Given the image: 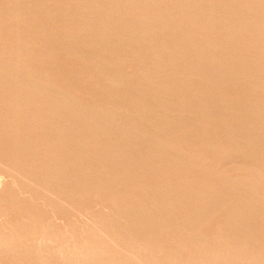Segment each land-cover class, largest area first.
I'll use <instances>...</instances> for the list:
<instances>
[{"label":"bare ground","instance_id":"bare-ground-1","mask_svg":"<svg viewBox=\"0 0 264 264\" xmlns=\"http://www.w3.org/2000/svg\"><path fill=\"white\" fill-rule=\"evenodd\" d=\"M0 180V264H264V0H0Z\"/></svg>","mask_w":264,"mask_h":264},{"label":"rangeland","instance_id":"rangeland-1","mask_svg":"<svg viewBox=\"0 0 264 264\" xmlns=\"http://www.w3.org/2000/svg\"><path fill=\"white\" fill-rule=\"evenodd\" d=\"M236 159H237V158H235V159H233V160H231V159L228 160V159H227L228 161H227V160H226V161H227L228 163L232 161L231 163H233V161L235 160L236 162H234V163H236V164H231V163H230V164H231L232 166H235V167H236V170H237V169L240 168V167H239V164H240V166H241V163H243V158H242V159L240 158L241 161H240L239 159H238L239 161L236 160ZM250 160H251V159H250ZM245 161H246V160L244 159V164H243V165H245V167H246V163H247V165L250 166L252 160H251V162H249V159L247 160L248 162H247V161L245 162ZM227 162H226V164H224V163L222 162L223 165H220V164H219V165L221 166V168H219V170L224 168L223 170H221V172H223V171L225 170V173L232 175L231 173H233V171L231 172V170H234L235 167H234V169H233V167H232L230 164H228ZM240 162H241V163H240ZM249 163H250V164H249ZM252 163H253V162H252ZM237 164H238V166H236ZM219 165H218V167H219ZM224 165H226V166H224ZM243 165H242V166H243ZM252 165H253V164H252ZM242 166H241V167H242ZM249 166H247V167H249ZM230 167H232V168H230ZM245 167H242V168H245ZM228 168H230L231 170H229ZM226 169H228L227 172H226ZM236 170H234V171H236ZM229 172H231V173H229ZM233 174H238V173L234 172ZM232 176H234V175H232ZM0 181H2V180H0ZM2 184L4 185V183H1V186H3ZM3 187H4V186H3ZM0 188H1V187H0ZM3 194H4V193H3ZM4 195H5V194H4ZM4 195H3V196H4ZM21 207L23 208L24 206L22 205ZM24 208H25V207H24ZM25 209H26V208H25ZM77 214H78V213H77ZM77 214H76V215H77ZM76 215H75V214H72V216H74L75 218H78L79 216H82L81 214H80V215L78 214V216L76 217ZM82 217H83V216H82ZM82 217H81V218H82ZM14 218L16 219L17 216L14 217ZM14 218H13V219H14ZM64 218H65V217H60L59 219H64ZM79 218H80V217H79ZM79 218H78V219H79ZM15 219H14V220H15ZM59 219H58L59 222H57V223H58V225L60 224V225L62 226V225L65 223V219H64V223H63L62 220H59ZM82 219H83V218H82ZM14 220H13V221H14ZM15 221H17V223H18V221L21 222L20 220H17V219H16ZM60 221H61V223H60ZM14 223H15V222H14ZM62 223H63V224H62ZM15 224H16V223H15ZM15 224H14V227H17V228H18V227L20 226V225L18 226L17 224H16V226H15ZM60 225H59V226H60ZM17 228H15V229H17Z\"/></svg>","mask_w":264,"mask_h":264}]
</instances>
